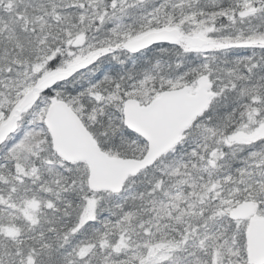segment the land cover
<instances>
[{
  "label": "snow or ice",
  "instance_id": "1",
  "mask_svg": "<svg viewBox=\"0 0 264 264\" xmlns=\"http://www.w3.org/2000/svg\"><path fill=\"white\" fill-rule=\"evenodd\" d=\"M0 264H264V0H0Z\"/></svg>",
  "mask_w": 264,
  "mask_h": 264
}]
</instances>
